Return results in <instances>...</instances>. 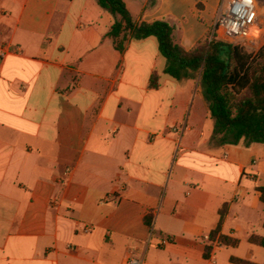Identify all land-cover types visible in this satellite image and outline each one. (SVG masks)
<instances>
[{"label": "crops", "instance_id": "obj_1", "mask_svg": "<svg viewBox=\"0 0 264 264\" xmlns=\"http://www.w3.org/2000/svg\"><path fill=\"white\" fill-rule=\"evenodd\" d=\"M124 2L189 51L222 0ZM114 22L96 0H0V264H264V144L221 143L199 80L165 74L155 37L118 51ZM223 207L238 244L206 257Z\"/></svg>", "mask_w": 264, "mask_h": 264}, {"label": "trees", "instance_id": "obj_2", "mask_svg": "<svg viewBox=\"0 0 264 264\" xmlns=\"http://www.w3.org/2000/svg\"><path fill=\"white\" fill-rule=\"evenodd\" d=\"M98 5L115 18L108 36L118 51L123 52L130 39L155 37L160 54L166 59L164 73L177 80H199L204 98L214 120V135L223 144H264V45L256 52L225 42L211 30L191 50H185L174 40V28L157 20L137 24L124 0H96ZM151 88L160 86V73L154 71ZM264 203V186L258 187ZM226 207L220 211V223L211 234L206 247L208 257L213 242L235 246L237 239L220 235ZM146 221L151 224L150 221ZM250 242L264 247V237L252 235ZM237 264H250L231 258Z\"/></svg>", "mask_w": 264, "mask_h": 264}, {"label": "built area", "instance_id": "obj_3", "mask_svg": "<svg viewBox=\"0 0 264 264\" xmlns=\"http://www.w3.org/2000/svg\"><path fill=\"white\" fill-rule=\"evenodd\" d=\"M263 24L264 0H222L213 32H217L222 40L234 46L256 49L264 33ZM13 52L16 50L2 47L0 57ZM205 240L211 243L210 236H206ZM216 244H222L218 238L213 242V245ZM211 262L215 263L213 258ZM125 264L153 263H148L130 253Z\"/></svg>", "mask_w": 264, "mask_h": 264}, {"label": "rangeland", "instance_id": "obj_4", "mask_svg": "<svg viewBox=\"0 0 264 264\" xmlns=\"http://www.w3.org/2000/svg\"><path fill=\"white\" fill-rule=\"evenodd\" d=\"M262 26H264V24ZM263 45H264V33L262 34L260 43L258 44V47L256 49L247 48V47H246V49L250 52L256 53ZM194 96H195V94H194Z\"/></svg>", "mask_w": 264, "mask_h": 264}]
</instances>
